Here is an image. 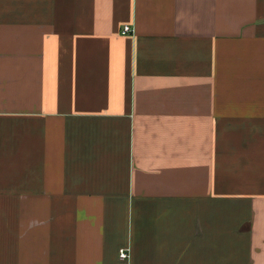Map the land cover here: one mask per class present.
I'll list each match as a JSON object with an SVG mask.
<instances>
[{
	"label": "crops",
	"instance_id": "0c3cea01",
	"mask_svg": "<svg viewBox=\"0 0 264 264\" xmlns=\"http://www.w3.org/2000/svg\"><path fill=\"white\" fill-rule=\"evenodd\" d=\"M0 264H264V0H0Z\"/></svg>",
	"mask_w": 264,
	"mask_h": 264
},
{
	"label": "built area",
	"instance_id": "2783aa9c",
	"mask_svg": "<svg viewBox=\"0 0 264 264\" xmlns=\"http://www.w3.org/2000/svg\"><path fill=\"white\" fill-rule=\"evenodd\" d=\"M128 32H131V28L128 27V26H126L124 28V33H128ZM130 252L131 251H130L129 248H123V249H121L120 250V257H121V259H124V260L129 259L130 256H131V253Z\"/></svg>",
	"mask_w": 264,
	"mask_h": 264
}]
</instances>
